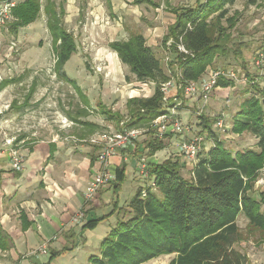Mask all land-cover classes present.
<instances>
[{"label": "trees", "instance_id": "1", "mask_svg": "<svg viewBox=\"0 0 264 264\" xmlns=\"http://www.w3.org/2000/svg\"><path fill=\"white\" fill-rule=\"evenodd\" d=\"M236 1L196 0L192 7L170 8L175 22L167 28L161 43L165 47L169 38L174 43L180 39L189 52L178 54L171 44L173 60L180 73V78L177 73L173 77L182 86L198 80L210 66L214 67L216 57L229 54L228 29L235 26L237 18L228 16V7ZM41 8V0H23L16 4L12 9L14 19L9 25L10 31L15 34L33 23ZM43 9L51 36L54 72L72 82L63 67L76 52V42L63 25L64 1L47 0ZM108 47L117 54L133 81L153 85V90L149 96L127 99L125 114L105 107L100 108V114L115 123L125 120L128 128H150L163 111L160 86L172 74L165 72L160 59L140 33H131L126 40H113ZM131 80L130 76H125L126 82H133ZM261 81L246 86L244 93L248 95L229 121V131L236 135L250 133L256 140L255 148L232 152L212 130L207 118L200 115V133L206 134L211 145L204 154L198 153L191 176L182 175L185 157L179 151L159 162L147 163L151 185L139 188L121 208L116 224L100 241L97 254L88 257L89 264H142L162 255H174L167 264H247L248 258L238 244L264 243V190H258L256 196L251 194L264 166V80ZM4 83L6 85L7 80L1 82L0 89ZM72 83L79 97L85 99L80 88ZM218 85L225 88L231 82L219 80ZM179 93L183 95L182 90ZM75 114L68 117L84 124L88 134L100 129L95 123L80 120L87 115L85 108H78ZM155 134L154 130V138L146 144L148 155L165 149L163 140ZM168 135L172 134L164 136ZM116 179L115 191L124 180L123 170H117ZM239 215L245 217L244 230L238 226ZM100 220L89 221L85 226L93 228ZM8 248L7 235L0 223V250Z\"/></svg>", "mask_w": 264, "mask_h": 264}, {"label": "crops", "instance_id": "2", "mask_svg": "<svg viewBox=\"0 0 264 264\" xmlns=\"http://www.w3.org/2000/svg\"><path fill=\"white\" fill-rule=\"evenodd\" d=\"M62 1H64L65 9L67 1ZM138 1L140 2L138 3ZM85 2L86 0H83L82 3H79L77 6L79 11L84 8ZM166 2L168 3L167 0ZM97 5L99 6L96 7ZM90 7L89 17L101 16L100 9L104 10L105 8L108 18H114L120 29L128 32L129 35L131 33L142 34L146 40V45L152 49L155 55H157L156 51L163 50L162 40L160 43L158 42L159 35L156 34L154 25L151 27V23L146 21V7L147 9L155 7L157 17L162 12L161 6H154V0H90ZM136 7H140L141 10L137 15L133 14ZM141 8H145L144 11ZM154 10L152 12L153 18ZM134 16L146 24L145 28L142 27L141 30L137 25L136 30L133 27L128 28L130 24L126 23V18L131 20V18L134 19ZM172 16L173 18L166 24V32L167 28L175 22L173 13ZM164 34H162V38ZM127 38L116 40H126ZM107 49L108 52H111L108 62L109 64L113 63L114 67L106 72L107 76L103 74V79L108 85V91L106 98L100 99L103 103L99 101L97 106L118 112V109L124 106L127 99L139 97L141 94L138 91L140 89L137 82L127 83L125 81L123 75L125 66L121 64L117 54L108 47V44ZM94 57L95 60H102L104 56L96 54ZM171 60L173 61V58ZM23 79L24 76L20 74L9 77L7 78V85L0 89V96L6 92L13 97V100L10 101V103L12 102L11 112L16 106L14 100L16 83H20ZM58 79L64 80L61 77ZM70 80L80 88L82 96L85 98L82 99L78 107L85 108L87 115L80 117V120L99 125L100 129L97 132L108 127L117 128L118 123H112V121L102 118L99 107L97 110L100 118L88 117V112H90L88 109L91 104L89 96L82 90L78 82L76 83L73 79ZM72 82L70 84L73 85ZM36 83L33 81L30 87L34 86L33 88H35ZM151 93L148 92L150 95ZM228 93L226 89L221 87L213 92L210 99L215 103L214 101L221 100ZM175 94L176 92L172 91V95ZM78 96L80 95L77 94ZM116 99L122 102H115ZM110 103L114 104L109 105ZM19 111L18 109L17 113ZM56 113L57 129L49 131L48 136L38 137L35 136L36 133H32L31 136L23 133L19 138L12 136L14 138L13 145L18 148L23 157V169L21 171H14L10 167V146L0 142V223L7 235L9 244L7 250H0V264H79L78 260L86 256L88 249L93 246L95 248L108 234L111 227L116 224L120 215L119 211L129 200L126 195L123 197V204L120 205L121 191L126 192L127 185L134 191L143 188L137 185L135 180L141 176L138 167L140 158L145 157L147 163L160 161L158 160L160 159L158 153L161 151L148 155V148L145 147L149 139L154 138V130L151 129L147 131L150 133L149 136L142 139L144 136L142 135L134 146L115 152L110 158L109 167L113 175L112 181L101 186L93 200H86L87 184L98 172L96 162L98 148L80 140L93 133L88 134L84 124L72 120L70 127L62 128L59 124L62 114ZM12 116L16 118L15 115ZM12 123L10 126L13 128L15 123ZM47 125L44 124L43 127H47ZM168 134H172L171 137L174 136V138L176 136V133L172 131ZM170 140L173 141V138ZM172 143L174 146L169 147V150L176 154L179 141H176V144L175 142ZM120 169L123 170L124 180L119 184L118 190L115 191L116 173ZM98 219L101 220L95 227L85 226L89 221ZM252 244L256 245L254 242ZM256 246L259 249L255 251V247H252L253 253L246 255L247 264H264V243ZM42 247H46V253L40 251ZM85 259L86 264H89L87 258Z\"/></svg>", "mask_w": 264, "mask_h": 264}, {"label": "rangeland", "instance_id": "3", "mask_svg": "<svg viewBox=\"0 0 264 264\" xmlns=\"http://www.w3.org/2000/svg\"><path fill=\"white\" fill-rule=\"evenodd\" d=\"M21 1L23 0H18V3ZM46 1L47 0H41L42 8L37 19L33 23L20 28L17 33L14 34L9 29V25L13 22L14 17L0 29V87L2 86L1 82H4L9 77L11 78L19 74L24 76V79L20 81V83H16L17 87L14 91L16 95L14 98L16 106L12 109L13 112L10 111L12 105L10 101L13 98L12 95L10 94L9 96V94L5 92L0 96V108L1 110L3 109L0 114V122H2L0 123V142L5 144L11 140L14 142V138H19L23 133H27L28 136H31L32 133H36L35 136L38 137L48 136L49 131L57 129L58 123L55 122L56 112H60L63 117L71 120L68 117L69 114L75 116L79 108L78 105L82 102V98L80 101V97H77L78 93L73 85L70 84L71 82L58 79L54 72L51 36L47 29L46 14L43 9ZM54 1L56 3L62 2V0ZM66 1V14L63 17V25L67 31L73 34L77 49L75 54L66 62L63 70L68 78L75 80L76 83L78 82L82 90L88 94L89 100L91 101L90 108L88 109L90 110V112H88V117L94 116L95 118H100L101 116H99L97 110V107L100 108V106H97V103L100 99L106 98L108 91V85L103 79V74L114 67L113 63L109 64L108 62L111 52H108L107 44L112 40L125 39L128 37L129 33L120 29L115 23L114 18H108L105 8L104 10L100 9L101 16L89 17V9L91 8L90 0H86L84 8L80 11L77 9V6H79V3H82L83 0ZM167 1L168 3L166 0H154V4H159L162 8L159 17H157V13L154 10L155 7H150L151 9H147L146 7L145 10L146 21L151 23V27L154 25V30L156 34L159 35V43L162 40V34L166 33V24L173 18L172 13L169 11V7H192L196 4V0ZM98 6L99 5L96 7ZM141 9L144 11L145 8ZM153 10L154 18L152 16ZM140 12V7H136L134 8L133 14L137 15ZM233 15L237 18V21L233 28L228 29V33L230 34L228 43V47L230 48L229 54L226 57H216L214 60V67L221 69L231 68L247 74L249 80L261 82L260 80L262 78L257 70L252 67L251 62L255 52L264 45V0H254L253 3L250 0H237L235 4L228 7V16ZM131 20L130 18H126V23L130 24L128 25L129 29L133 27V29L136 30V25L139 26L141 30L142 27L145 28L146 24L140 19L137 20L135 16L134 19L131 18ZM164 53V49H160L158 52L156 51L165 72L174 76L178 70L176 65H174L176 64L175 60H171L174 55L173 53L170 54L171 61L166 65L163 60L165 57ZM96 54L104 56L103 59L95 60L94 56ZM97 67L100 68V71L97 70ZM210 67L215 69L212 66ZM124 68V78L128 75L132 79L131 81H133V77L129 75L128 69L126 67ZM33 78L34 80H32ZM35 79H38L39 82ZM33 81L35 83L37 82L35 88H33L34 86L30 87ZM6 85L4 83V87ZM149 87L151 89L149 93H151L153 85H149ZM245 88L246 86L242 85L233 86L230 90H227L229 92V98L224 97L221 100L218 99L214 101L215 103H213V100L211 101V99H209L207 106H205L201 112L197 110L195 104L192 106L190 101L185 100L183 96L180 95L182 103L179 106L180 110L178 116L179 119L182 120L183 126L188 127V130L182 133L185 138H191L196 134L206 135L205 133H200L202 130L198 125L200 115L207 118L209 123H211V128H213L214 123L223 113L228 114L229 125L230 116L237 111L243 98L248 95L244 93ZM28 90L30 91L29 93ZM147 94L148 93H144L145 96ZM117 101L120 102L121 100L116 99L115 102ZM113 104L110 103L109 105ZM18 109L21 112L19 111L17 113ZM125 111V104L122 108L118 109V112L122 114H125ZM12 115H15L16 118ZM12 122L15 123L13 128L11 127L13 124ZM44 124H48V128L43 127ZM149 134L150 133L146 132L142 139L148 137ZM182 134H176L175 138L174 136L171 137V135L161 138L165 144V149L158 153L160 154L158 155L160 157L158 160L161 161L163 158L165 159L175 154L169 150V147L174 146L172 142L176 144V141L180 142L185 139L182 138ZM218 136L225 147L231 149L232 152L246 148H255L254 145L256 140L247 132L236 135L226 129L221 132L219 131ZM172 138L173 141L170 140ZM210 145L211 141L205 140L202 144L201 154H204ZM145 155L147 156V153H145ZM191 167L190 161L185 159L184 167L181 171L185 178L191 176ZM135 180L137 185L142 187H145L146 184L149 186L152 182L151 178L149 179V177L146 178L142 175ZM259 189L260 188L255 189L254 187L251 191L252 196H256ZM262 189H264V187ZM125 190L126 192L123 190L120 193V205L123 204V197L127 195L130 200L136 192L131 190L128 185ZM117 219H119V217ZM237 223L240 229L244 230L246 225L245 217L239 215ZM97 246H99V244ZM97 246L88 249L86 256L79 259L78 263L86 264L85 258L88 260L90 255L97 254ZM255 246L256 245L252 244V242H241L238 244L240 250L246 255H251L253 253L252 247ZM256 247L255 251L259 249ZM173 256L174 255H162L142 264H167Z\"/></svg>", "mask_w": 264, "mask_h": 264}, {"label": "built area", "instance_id": "4", "mask_svg": "<svg viewBox=\"0 0 264 264\" xmlns=\"http://www.w3.org/2000/svg\"><path fill=\"white\" fill-rule=\"evenodd\" d=\"M17 3L18 0H0V29L5 26V24L8 23L10 19L13 18L12 9ZM171 44H174L178 54H189L187 49L181 43L180 39L178 42L174 43L173 39L169 38L165 43V47L163 48L165 52V57L163 60L166 65H168V62L171 61ZM251 65L257 70L258 74L262 78L261 80H264V45L255 52ZM97 70L100 71V68L97 67ZM104 74L107 76V73ZM177 77L180 78V73L178 70ZM219 80L231 82V85L224 88L226 90H230L233 86H248L262 82L261 80V82L249 80L247 74L238 72L231 68H208L198 80L186 82L183 86L177 82L176 77L171 75L170 79L160 86L163 111L152 121L150 128H128L126 126V121L122 120L118 123L117 128L108 127L103 131L95 132L89 137L80 140L81 142L96 146L98 148V153L96 155L98 172L87 184L85 191L86 200H93L100 187L107 185L112 181L113 175L109 168L110 158L117 150L123 151L130 148L131 146H134L136 141L151 129L155 130L158 138H163V136L170 131L175 132L176 134H182L185 130H188V127L183 126L184 124L178 116L180 110L179 106L182 103L179 93L180 90L183 92V98L187 101H190L192 106L195 104L197 110L201 112L203 108L207 106L213 92L216 89L221 88L218 85ZM137 84L139 86L138 88L140 89L138 91L140 94L142 92L141 96H148V94L145 96L144 93L150 92V84L138 82ZM172 91H175L176 94L172 95ZM225 98H229V94L225 95ZM2 110L0 108V114L2 113ZM228 118V114H222V116L214 123L212 130L217 134L219 131L221 132L226 129L229 130L230 126L228 125ZM59 124L62 128H67L72 125V122L71 120H68L66 117L62 116L60 117ZM182 138H185L183 134ZM205 140L206 136L196 134L191 138H185L179 142L178 151L185 157V159L191 162V166L196 161L198 153L202 150V144ZM7 145L10 146V167L14 171H21L23 169V157L20 151L13 145L12 140L7 142ZM138 167L140 175L148 178L149 172L147 170V160L145 157L140 158ZM254 187L255 189L260 188L259 190H264L262 189L264 187V166L259 171V175L255 181ZM40 251L42 253H46V247L40 248Z\"/></svg>", "mask_w": 264, "mask_h": 264}]
</instances>
